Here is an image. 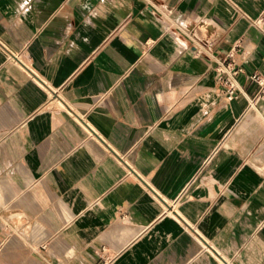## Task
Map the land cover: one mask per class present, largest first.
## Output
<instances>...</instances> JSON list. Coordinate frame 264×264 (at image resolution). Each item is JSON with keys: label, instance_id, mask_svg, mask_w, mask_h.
I'll return each instance as SVG.
<instances>
[{"label": "crops", "instance_id": "crops-1", "mask_svg": "<svg viewBox=\"0 0 264 264\" xmlns=\"http://www.w3.org/2000/svg\"><path fill=\"white\" fill-rule=\"evenodd\" d=\"M230 52L235 98L216 80ZM254 73L264 0H0V104L21 113L0 135L26 137L0 169V213L58 240L64 264H220L196 256L195 232L258 231L264 216Z\"/></svg>", "mask_w": 264, "mask_h": 264}, {"label": "rangeland", "instance_id": "rangeland-1", "mask_svg": "<svg viewBox=\"0 0 264 264\" xmlns=\"http://www.w3.org/2000/svg\"><path fill=\"white\" fill-rule=\"evenodd\" d=\"M181 43L182 46L187 47L185 41ZM23 61L28 62L26 59H23ZM16 63L20 65L18 62ZM19 114L21 113L15 103L0 104V132L11 130V127L18 126L17 122L20 123V121H17ZM26 122L24 120L20 127H26ZM20 139L24 140L23 142L25 143V136L0 135V144L8 146L5 151L0 150V169H5V171L11 170L10 163H7V161L12 159L10 145L11 143H15L16 145ZM219 171L220 167L216 165V167L212 168L210 178L203 176L198 179L195 184L196 187L202 188L204 185L207 186L210 183V179L216 182ZM260 204H264V200H259ZM175 208L177 210L175 214L177 212L180 213L178 204L174 206ZM173 212L170 211L169 213L173 214ZM15 213L12 212V216L9 212H6L4 215L0 213V264H64L66 262L65 258H69L71 255L69 249H67L66 254L62 253V250L64 252L65 249L58 246V240H52L53 243L51 242L48 245L44 244L41 237L42 232H36L34 236L32 226H29L30 223L26 221V217L21 214L16 216L18 214ZM247 218L249 217L244 218V220ZM259 218L262 225L258 231L243 229L241 232H235L229 230L209 237L203 232H195L196 256H209L220 264H224L223 261L229 262L226 264H234V260L239 262L240 259L248 260L254 256L264 258V216H260ZM37 236L38 239L35 238L34 240V237ZM99 264H110V262L105 263L104 261L102 263L101 261Z\"/></svg>", "mask_w": 264, "mask_h": 264}, {"label": "built area", "instance_id": "built-area-1", "mask_svg": "<svg viewBox=\"0 0 264 264\" xmlns=\"http://www.w3.org/2000/svg\"><path fill=\"white\" fill-rule=\"evenodd\" d=\"M242 71L243 68L234 60V52L217 61L216 80L224 87L229 98L238 97L241 93L238 77ZM251 78L264 90V76L261 73H254Z\"/></svg>", "mask_w": 264, "mask_h": 264}]
</instances>
